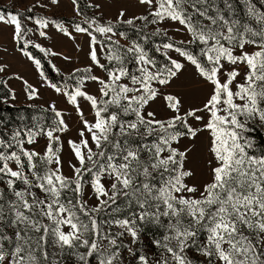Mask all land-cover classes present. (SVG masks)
Masks as SVG:
<instances>
[{
    "label": "snow or ice",
    "instance_id": "obj_1",
    "mask_svg": "<svg viewBox=\"0 0 264 264\" xmlns=\"http://www.w3.org/2000/svg\"><path fill=\"white\" fill-rule=\"evenodd\" d=\"M71 2L78 22L0 11V24L12 29L16 51L39 77L38 87L0 63V85L8 88L0 103L14 106L11 80L21 82L28 101L51 89L82 125L78 139L67 140L68 161L61 134L70 129L54 102L44 109L54 114L51 125L0 131V264H264V146L257 143L264 130V11L243 0L253 27L235 16L232 0H220L223 7L217 0H136L145 14L128 17L121 9L114 20L86 16L78 0ZM49 4L60 0H35L27 11ZM122 25L139 38L119 31ZM164 25L187 38L175 39ZM50 29L73 40V33L88 37L90 63L62 83L49 77L42 58L71 57L37 42L50 39ZM153 36L167 37L155 47L163 64L145 47ZM48 64L60 74L51 59ZM189 66L204 98L185 107L181 95L162 89ZM158 100L171 113L166 118L152 108ZM204 133L210 179L198 185L186 167L190 149L180 144ZM41 137L46 144L38 151ZM121 197L131 211L101 219L109 209L121 212ZM145 224L162 230L151 241L153 255L141 237Z\"/></svg>",
    "mask_w": 264,
    "mask_h": 264
},
{
    "label": "rangeland",
    "instance_id": "obj_2",
    "mask_svg": "<svg viewBox=\"0 0 264 264\" xmlns=\"http://www.w3.org/2000/svg\"><path fill=\"white\" fill-rule=\"evenodd\" d=\"M80 1L82 3L81 5L83 9H85L86 14L82 12L84 15L90 17L102 13L103 20H108V19L114 20L121 9L127 11L128 17H131L133 15L145 14V8L143 6H139L136 3V0H80ZM258 1H260V3L263 5V8L257 6L252 0V2L256 5L258 10L264 11V0H258ZM232 2L235 9V16L239 18L242 22L250 23L252 24L253 27H256L257 25L255 24V21L248 17L247 8L246 5L243 3V0H239V3H241L242 6V12H240V10L237 7H235V0H232ZM34 3L35 0H0V5L8 6L14 9H19L27 13H29L27 9L30 8ZM97 3L101 5L100 9H95L88 6L89 4H97ZM217 3L221 7H223L220 0H217ZM33 13L34 15L36 14L45 15L50 19L63 20L65 23H73V22H78L80 20V18L76 16L71 0H60L59 5L49 4V6L46 8H35L32 14ZM243 13H246V16L248 17L247 20L242 17ZM137 25H140V21H137ZM29 26L32 25L30 24ZM126 27L128 30H131L130 32L127 33L131 39L139 38L140 36L139 33L133 32V28L129 26ZM154 27L155 26H149V29H147V31L151 32ZM164 27L168 29L169 35L173 36L177 40L187 38L182 34H177L174 30L175 29L174 25L171 27L169 25H164ZM73 34L75 36L74 40L56 32L55 29H50L49 30V35L51 37L50 39L47 40L40 39L37 41L42 43L44 46L53 48V50L62 53L64 56L71 57V61H65L60 56L45 58L47 62L48 59H51L52 63L55 64L56 67L60 69V73H63L65 75L71 72L74 68L84 67L90 63L87 55L88 37L82 34H77V33H73ZM157 37H162V39H165L164 36H157ZM154 39L155 38L151 37L152 45L154 44V47L164 42H167V40L156 41ZM121 43L124 44L125 41L121 40ZM77 45H79V49L77 48ZM145 47L149 51L152 49V47L149 46L148 42L145 45ZM5 49H7V51H5ZM251 50L252 49L250 48L249 51ZM172 55L174 57L176 56L175 53H173ZM101 59L102 62L106 63V61L103 60V57H101ZM159 61L160 64L165 63L164 59ZM0 63H6L10 65L9 73L18 72L21 75H23L27 80H29L31 83L39 87V77L34 67L18 51H16V46L12 41V29L2 24H0ZM129 67H134V66L129 65ZM241 70L242 71L244 70L243 67ZM95 71L97 75H104V73H102L99 69H96ZM193 72L194 69H192L191 66H189L184 72V74L180 77V79L175 81V83L171 87L163 88L162 91H164L165 93L173 92L181 95L184 99L185 107H188L193 104H198L204 98V90H201L200 87L194 82ZM7 75L8 73L5 74V78L7 77ZM9 86L15 90L17 95L16 101L13 102L14 105L29 106L31 104L34 105V107H40L45 109L48 107L49 104L54 102L56 104L57 109L65 113L64 119L68 123L70 130L67 133L61 134L62 140L64 141L62 156L65 161L71 159V153L67 145V140L78 139V132L82 127L80 118L77 115L75 109L71 105L66 103V100L63 96H58L51 89L41 88L40 89L41 98L35 101H28L26 99V96L24 95V92L22 90V84L20 81L11 80L9 81ZM96 89L97 86L95 84L89 85L88 90L91 93L98 94ZM81 106L86 117L89 120H91L93 116L88 103L81 101ZM152 108L157 111L158 118H166L168 115L171 114L164 108V104L162 100H158L156 103H154L152 105ZM54 119L52 118L51 122H46L45 125H51ZM38 122L41 123V121ZM35 123L37 122L35 121L33 124ZM25 125L30 126L27 123L20 122L17 127H23ZM14 126H15V121L11 124L10 127H7L5 131H10L12 128H14ZM260 132L264 135V130H261ZM45 144H46V139L41 137L39 138V143L34 147L36 148V150L42 151ZM207 145H208V139L206 133L201 134L195 140L184 139L180 144L181 149L184 148L190 149L186 167L191 168L196 173L195 177L193 178V181L191 182H194L198 185L210 179L208 167H207V161L209 159ZM26 147H33V146L26 145ZM63 171L66 175H71V170L68 168L67 163H65ZM89 195H91L90 192ZM89 203L90 204L95 203L94 196H92V198L89 200ZM118 204L121 207V212L119 214L113 213L112 210L109 209L107 210L106 213L101 214L100 218L110 219L113 216H117V215L122 218L123 216L127 215L129 211H131V209L128 206V202L125 198L121 197L118 200ZM142 227H143V232L141 233V237L144 245L146 246V251L149 253V255H153L155 254L156 250L153 248L151 241L154 238H158L162 234V230H160L159 228H157L152 224H145ZM116 230L117 229L113 228V231ZM125 255L127 254L125 253ZM199 259L200 258L197 257V261H199Z\"/></svg>",
    "mask_w": 264,
    "mask_h": 264
},
{
    "label": "trees",
    "instance_id": "obj_3",
    "mask_svg": "<svg viewBox=\"0 0 264 264\" xmlns=\"http://www.w3.org/2000/svg\"><path fill=\"white\" fill-rule=\"evenodd\" d=\"M80 3H79V6H80V9L81 11L85 13V9H83L82 7V3L80 0H78ZM253 2L263 8V5L260 3V1L258 0H253ZM235 7H237L240 12H242V6H241V3H239V0H235ZM13 11V12H16V11H21L19 9H14V8H11V7H8V6H4V5H0V11ZM23 12L25 15H34V13H27L25 11H21ZM242 17L245 18L247 20V16H246V13H243L242 14ZM127 25H122L119 27V31H125V32H130L131 30H128ZM133 32L137 33L135 29H133ZM153 38H155L154 40L156 41H160V40H167V37H164L165 39H162V37H157V36H153ZM151 39L148 41L149 43V46L152 47V49L149 51L150 54L152 56H154L158 63L160 62L159 60H163L164 58L161 56L160 53L156 52L155 51V47H154V44L152 45V41ZM194 50L195 49V46H192ZM34 51V54L37 55L38 57H41L42 58V54L38 53L37 51L33 50ZM42 63L44 64L45 66V70L47 72V74L49 75V77L51 79H53L54 82H57V83H62L63 82V78H64V75L63 73H60L58 74L57 72H55L48 64V62L45 60V58H42ZM8 94V88L3 86V85H0V96H6ZM21 117H23V119H21ZM36 118L37 120H34L33 118ZM52 118L54 119V114L49 110V111H44L43 108H40V107H29L27 105H23V106H18V105H14L12 106L11 104H1L0 103V121H3V124L0 125V131H5V129L7 127H10L11 124L15 121V126L14 127H17L18 124L20 122H23V123H27L29 124L30 126L33 125V123L36 121H41V123L44 122V124L46 122H51ZM262 141H264V135L259 132L258 134V139H257V143L258 145H261V146H264V144H262Z\"/></svg>",
    "mask_w": 264,
    "mask_h": 264
}]
</instances>
